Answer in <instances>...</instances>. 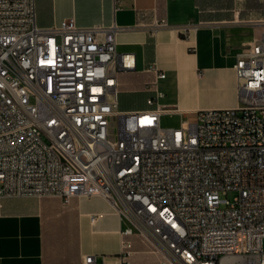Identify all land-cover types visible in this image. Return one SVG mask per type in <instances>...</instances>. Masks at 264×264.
<instances>
[{
    "label": "built area",
    "instance_id": "2783aa9c",
    "mask_svg": "<svg viewBox=\"0 0 264 264\" xmlns=\"http://www.w3.org/2000/svg\"><path fill=\"white\" fill-rule=\"evenodd\" d=\"M35 17L34 0H0V197L101 195L121 235L162 264H264V36L237 54V106L165 127L183 111L163 102L156 62L151 107L117 108V73L134 59L116 49V25ZM174 27L187 37L196 26ZM132 244L122 238L119 264Z\"/></svg>",
    "mask_w": 264,
    "mask_h": 264
},
{
    "label": "crops",
    "instance_id": "0c3cea01",
    "mask_svg": "<svg viewBox=\"0 0 264 264\" xmlns=\"http://www.w3.org/2000/svg\"><path fill=\"white\" fill-rule=\"evenodd\" d=\"M35 23L56 25L73 18L79 26L116 25V49L134 68L117 73L119 111L145 110L152 91L146 71L156 62L166 73L158 87L163 102L191 115L199 109L238 104L234 65L243 47L264 36V0H34ZM165 19L169 25L149 28ZM196 27L185 37L176 27ZM165 125V127H176ZM96 216L92 221L91 217ZM124 222L101 195L58 198L0 197V264H119L122 238L132 240L130 264H162L135 235L122 236Z\"/></svg>",
    "mask_w": 264,
    "mask_h": 264
},
{
    "label": "rangeland",
    "instance_id": "374dc122",
    "mask_svg": "<svg viewBox=\"0 0 264 264\" xmlns=\"http://www.w3.org/2000/svg\"><path fill=\"white\" fill-rule=\"evenodd\" d=\"M191 117H192V114L191 115L184 114V116L163 118L162 126L178 124V122H180L182 120L190 119ZM42 198H54V197H42ZM262 247L264 249V240H263V243H262Z\"/></svg>",
    "mask_w": 264,
    "mask_h": 264
}]
</instances>
